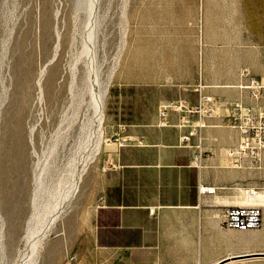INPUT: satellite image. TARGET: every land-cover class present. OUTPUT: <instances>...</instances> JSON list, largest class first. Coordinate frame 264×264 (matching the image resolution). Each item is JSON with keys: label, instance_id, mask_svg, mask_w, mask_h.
Segmentation results:
<instances>
[{"label": "rangeland", "instance_id": "1", "mask_svg": "<svg viewBox=\"0 0 264 264\" xmlns=\"http://www.w3.org/2000/svg\"><path fill=\"white\" fill-rule=\"evenodd\" d=\"M95 4L94 24L88 27L90 0H0V159L7 152L11 170L6 198L0 186V264L31 263L29 250L33 238L43 232L49 208L59 202L76 167L87 159L66 214L48 236L36 264H111L110 257L95 259L87 251L98 244L93 229H73L86 215V200H94L89 199L94 183L88 179L102 156L132 144L134 122L157 110L154 99L161 88L194 93L200 79L235 86L244 69L264 76L259 74L264 73V60L255 58L257 43L264 41V0H95ZM90 27L93 38L86 47ZM20 56L27 68L18 73ZM90 69L101 86L107 83L110 88L100 138L97 130L91 136ZM95 137L101 143L96 155ZM255 189L264 191V184ZM237 233L238 239H259L243 254L264 251V221L260 228ZM117 238L110 236L107 242ZM244 263L264 264V257ZM115 264L125 263L115 259Z\"/></svg>", "mask_w": 264, "mask_h": 264}, {"label": "crops", "instance_id": "2", "mask_svg": "<svg viewBox=\"0 0 264 264\" xmlns=\"http://www.w3.org/2000/svg\"><path fill=\"white\" fill-rule=\"evenodd\" d=\"M255 58L264 60V41L257 43ZM208 85L206 91L219 99L221 109L203 130L209 154L201 167L195 149L181 143L186 129L176 126L178 114L171 113L169 126L158 125L161 104L183 97L198 101L197 92L171 87L156 93L157 110L149 118L134 122L132 144L100 159L88 179L94 183L89 196L94 200H86V215L73 225L94 230L98 244L87 251L95 259L110 257L111 264L115 259L125 264H218L224 259L219 264H246L245 259L261 257H238L247 245L237 238L238 229L223 225L222 215L227 207L243 204V189L264 184V167L227 166L226 150L237 144L238 134L225 126L223 105L241 93L234 85ZM109 160L117 167H107ZM201 186L214 191L202 192ZM114 235L117 240L107 242Z\"/></svg>", "mask_w": 264, "mask_h": 264}, {"label": "built area", "instance_id": "3", "mask_svg": "<svg viewBox=\"0 0 264 264\" xmlns=\"http://www.w3.org/2000/svg\"><path fill=\"white\" fill-rule=\"evenodd\" d=\"M241 81L235 87L241 96L226 101L225 126L235 129L238 142L226 150L227 166L256 170L264 167V76H255L248 69L241 73ZM209 85L200 79L194 91L198 94L197 103L186 99H176L163 103L158 109V125H170L171 113L178 114L176 126L186 131L180 140L184 145L195 149L196 166L201 167L203 160L209 154L204 145L203 130L211 126L209 120L220 115L219 99L208 93ZM193 139H196L193 142ZM113 160L107 162V167H117ZM202 192H212L214 188L201 186ZM249 189H246V194ZM222 223L228 228L252 230L263 225V208L258 203L232 205L225 209Z\"/></svg>", "mask_w": 264, "mask_h": 264}, {"label": "bare ground", "instance_id": "4", "mask_svg": "<svg viewBox=\"0 0 264 264\" xmlns=\"http://www.w3.org/2000/svg\"><path fill=\"white\" fill-rule=\"evenodd\" d=\"M85 1H87V0H85ZM79 2V1H78ZM77 2V3H78ZM84 2V1H83ZM82 2V3H83ZM76 3V4H77ZM87 3H89V2H87ZM84 4V3H83ZM78 5H80V4H78ZM88 4H86V6H87ZM95 0H90V13H88L89 14V19L87 18V21H88V23L87 22H85V23H87V26L89 25V24H94L93 23V18H95V17H93V11H94V9H95ZM96 6H98V5H96ZM78 8V7H77ZM80 9H82V8H80ZM88 10V11H89ZM96 10V9H95ZM76 11V10H75ZM78 11H79V9H78ZM81 11V10H80ZM98 11V10H97ZM77 12V11H76ZM84 13H87V12H85V11H83ZM56 14V13H55ZM85 15V14H84ZM80 16V15H79ZM56 17V16H55ZM46 21H47V19H46ZM48 22V21H47ZM79 22V21H78ZM47 24V23H46ZM45 24V25H46ZM85 25V24H84ZM86 26V25H85ZM90 26V25H89ZM88 26V27H89ZM46 27V26H45ZM49 27V26H48ZM91 28L92 27H90V32H87V35H88V39H86V42H85V46L87 47V44H91V39L93 38L92 37V30H91ZM52 30V29H51ZM85 30V29H84ZM74 33H75V31H74ZM79 34V33H78ZM79 36V35H78ZM81 36V35H80ZM60 38V37H59ZM58 38V39H59ZM67 41V40H66ZM66 41H65V43H66ZM72 41V40H71ZM60 42V41H59ZM70 42V41H69ZM71 43V42H70ZM66 44H68V43H66ZM57 45V44H56ZM64 45V44H63ZM20 46V45H19ZM84 46V47H85ZM89 47V46H88ZM58 48V47H57ZM85 49V48H84ZM90 50V49H89ZM85 52V51H84ZM87 53H89V52H87ZM27 54V53H26ZM93 55V54H92ZM91 55V56H92ZM90 56V57H91ZM29 60V59H28ZM81 60V59H80ZM85 61V60H84ZM92 61V60H91ZM29 63V62H28ZM15 66V65H14ZM16 71L19 73V72H25V70H26V60L23 58V57H18L17 59H16ZM92 70L90 69L89 70V75H88V78H89V88H90V93H91V103H90V105H92L91 107L93 108V115H92V113H91V117H92V119L90 120V122L91 121H94L93 122V124H92V128L93 129H91L93 132H92V134H91V136L93 135V134H95V130H97L99 133H98V137L100 138V135H104V127H103V122H104V120H105V117H106V113H105V99H106V95H107V93H108V90H109V84H107L106 83V85L105 86H101L100 84H99V80H98V75L95 73V75H97V76H94L93 75V72H91ZM88 72V71H87ZM16 74V73H15ZM111 77V76H110ZM110 79V78H109ZM19 82V81H18ZM59 84V83H58ZM56 86H57V84H56ZM51 87V86H50ZM83 90V89H82ZM50 92V91H49ZM87 92V91H86ZM60 93V92H59ZM56 94V93H55ZM16 95V94H15ZM21 98V97H20ZM60 98H62V97H60ZM83 98V97H82ZM17 99V98H16ZM61 100V99H60ZM88 102V101H87ZM60 103H61V101H60ZM59 103V104H60ZM83 103V102H82ZM80 105H81V103H80ZM87 105V104H86ZM55 106V105H54ZM53 107V106H52ZM68 107H69V105H68ZM86 107H88V106H86ZM78 108H79V106H78ZM54 109V108H53ZM65 109V108H64ZM76 109V108H75ZM80 109V108H79ZM81 109H82V107H81ZM80 109V110H81ZM78 110V109H77ZM65 111V110H64ZM75 111V110H74ZM80 112V111H79ZM63 113V112H62ZM68 113V112H67ZM72 113H75V112H72ZM77 113H78V111H77ZM81 113V112H80ZM61 114V113H60ZM59 115V114H58ZM58 115H56V116H58ZM62 115V114H61ZM65 115V114H64ZM67 115H69V114H67ZM77 115V114H76ZM75 116V115H74ZM74 116H73V118H74ZM78 116V115H77ZM79 116H81V115H79ZM69 117V116H68ZM68 117H65V119L66 118H68ZM18 118V120H17V122H18V125H20L21 124V117L19 118V117H17ZM64 118V117H63ZM69 118H71V117H69ZM76 118V117H75ZM74 118V119H75ZM80 118V117H79ZM78 118V119H79ZM87 118V117H86ZM67 120V119H66ZM68 120H70V119H68ZM72 120V119H71ZM70 120V121H71ZM77 120V119H76ZM74 121V120H73ZM86 121V120H85ZM87 122V121H86ZM66 123V122H65ZM75 123H77V122H75ZM82 123V122H81ZM92 123V122H91ZM68 124H71V123H68ZM74 124V123H73ZM72 124V125H73ZM85 124H87V123H85ZM55 125H57V124H55ZM75 125V124H74ZM59 126H61V125H59ZM74 127V126H73ZM76 127V126H75ZM87 127V126H86ZM33 128V127H32ZM56 128V127H55ZM66 128H68V127H66ZM61 129V128H60ZM82 129H84V128H82ZM34 130V129H33ZM63 130V129H62ZM65 130V129H64ZM55 131V130H54ZM68 131V130H67ZM70 131V130H69ZM68 131V132H69ZM83 131V130H82ZM84 131H85V129H84ZM64 132V131H63ZM66 132V131H65ZM71 132V131H70ZM80 132V131H79ZM91 132V131H90ZM82 133V132H81ZM84 133V132H83ZM73 134V133H72ZM89 134V133H88ZM69 135V134H68ZM79 135V134H78ZM85 135V134H84ZM57 136H58V134H57ZM60 136H62V135H60ZM70 136H71V134H70ZM73 136V135H72ZM83 136V135H82ZM96 136V135H95ZM75 137V136H74ZM79 137H81V136H79ZM87 137V136H86ZM94 137V136H93ZM5 138V137H4ZM4 138H3V141H4ZM60 138V137H59ZM64 138V137H63ZM91 138V137H90ZM89 138V139H90ZM99 138H98V140H99ZM103 138V137H102ZM66 139V138H65ZM92 139V138H91ZM95 139H96V137H95ZM30 140H31V137H30ZM79 140H80V138H79ZM78 140V141H79ZM101 140V139H100ZM99 140V141H100ZM103 140V139H102ZM106 140V139H105ZM32 141H34V140H32ZM67 141V140H66ZM65 140H64V142H66ZM76 141V140H75ZM78 141H76L77 143H79ZM89 141H91V140H89ZM88 141V142H89ZM93 141H95V143H96V141H97V139L96 140H93ZM63 142V141H62ZM72 142V141H71ZM85 142V141H84ZM83 142V143H84ZM88 142H87V144H88ZM98 142V141H97ZM108 142V141H107ZM59 143H60V141H59ZM70 143V142H69ZM57 144H58V141H57V143H56V145L55 146H57ZM68 144V143H67ZM82 144V143H81ZM86 144V143H85ZM86 144V145H87ZM100 144L101 143H96V145H95V151L91 148V147H89V148H91L92 149V153L94 152L95 153V155L96 154H98L99 153V151H100ZM108 144L110 145V144H112V143H110V142H108ZM52 145V144H51ZM70 145V144H69ZM78 145V144H77ZM89 145V144H88ZM87 145V146H88ZM53 146V145H52ZM80 146V145H79ZM82 146V145H81ZM86 146V147H87ZM68 147V146H67ZM70 147L71 146H69V149H70ZM92 147H93V144H92ZM72 148H73V146H72ZM71 148V149H72ZM76 148V147H75ZM50 149V148H49ZM60 149V148H59ZM58 149V150H59ZM61 149H63V148H61ZM70 149V150H71ZM86 149V148H85ZM90 149V150H91ZM53 150V149H52ZM66 150V149H65ZM68 150V149H67ZM66 150V151H67ZM81 150H82V148H81ZM84 150V149H83ZM10 151V148H9V150H8V152ZM47 151H48V149H47ZM66 151H64V153L66 152ZM80 151V150H79ZM87 151V150H86ZM85 151V152H86ZM57 152V151H56ZM62 152H63V150H62ZM87 152H89V153H91L90 151H87ZM51 153H52V151H51ZM79 153V152H78ZM88 153V156L90 155ZM91 153V154H92ZM93 153V154H94ZM54 154H55V152H54ZM63 154V153H62ZM58 155V154H57ZM83 155H84V153H83ZM82 155V156H83ZM87 155V154H86ZM6 156H7V152L6 153H4L3 155H2V157H1V159H0V186H1V192H2V196L4 197V198H6L7 196H8V189H7V181H8V175H9V171H11L10 170V165H9V162H7V158H6ZM92 156V155H91ZM81 157V156H80ZM52 158H53V153H52ZM84 159H86L85 157H83ZM89 158V157H88ZM93 158V157H92ZM91 158V159H92ZM95 158V157H94ZM94 158H93V160H94ZM91 159H90V161H91ZM74 160V159H73ZM82 160V159H81ZM87 160H89V159H87ZM87 160H85L82 164H78L77 166H78V168L76 167V169H77V171H75V172H73L72 174V180H71V182L69 183V189H67L65 192H64V194L62 195V198H60L59 199V202L58 201H56V205L54 206L53 205V209L51 208H49V210H51L50 211V214L49 213H47L46 215H47V217H46V223H45V226H44V224H43V227H44V229H42V233H41V235L40 236H37V238H35L34 236V234L32 233V235L31 236H33L32 238L35 240L32 244H31V249L29 250L30 251V253H29V251L27 252V253H29L30 254V256H31V258H32V261H31V263L30 264H36L37 263V260H38V257H39V255L41 254V251L43 250L42 248H44V244H45V242H46V240L48 239V236L56 229V226H57V222L60 220V218L61 217H63V216H65V214H66V208H67V206H68V204H67V202H69V200L68 199H70V197L72 196V194H73V192L74 191H77V188H78V185H79V182H80V180H81V174H82V172H84V169L86 168V165H88L89 164V162H88V164H87ZM75 169V168H74ZM86 170V169H85ZM17 181V180H16ZM14 183V182H13ZM9 184V183H8ZM16 184V183H15ZM12 186H14V184L12 185ZM243 191V195H244V201H243V204H253V203H258V204H261V205H263L264 206V191H262V190H255V189H253V188H251V189H249V192L246 194V190H242ZM15 194H17V192L15 193ZM54 204V203H53ZM49 212V211H48ZM48 214H49V216H48ZM45 215V216H46ZM41 218V217H40ZM39 218V219H40ZM32 219V218H31ZM45 219V218H44ZM41 221V220H40ZM43 222V221H42ZM41 222V223H42ZM42 225V224H41ZM38 229V228H37ZM38 231V230H37ZM41 231V230H40ZM32 232V231H31ZM39 232H37V234H38ZM30 236V237H31ZM28 239V238H27ZM29 240V239H28ZM31 240V239H30ZM241 241L242 242H244V243H246V245H250V244H255V243H258V241H259V239L258 238H253V239H247V238H242L241 239ZM233 257V256H232ZM231 257V258H232ZM238 260V259H237ZM244 260V259H243ZM231 261V260H230ZM239 261V260H238ZM29 263V262H28ZM244 263V262H243Z\"/></svg>", "mask_w": 264, "mask_h": 264}, {"label": "water", "instance_id": "5", "mask_svg": "<svg viewBox=\"0 0 264 264\" xmlns=\"http://www.w3.org/2000/svg\"><path fill=\"white\" fill-rule=\"evenodd\" d=\"M250 256H261V257H264V251H262V252H254V253H244L242 255H239L238 257H250ZM224 260H226V259H224ZM224 260L220 261L219 263L224 262Z\"/></svg>", "mask_w": 264, "mask_h": 264}]
</instances>
